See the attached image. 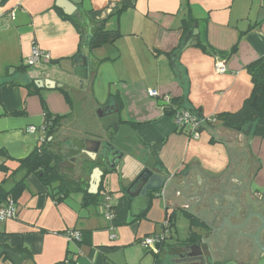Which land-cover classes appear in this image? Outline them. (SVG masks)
Wrapping results in <instances>:
<instances>
[{
	"label": "crops",
	"instance_id": "crops-1",
	"mask_svg": "<svg viewBox=\"0 0 264 264\" xmlns=\"http://www.w3.org/2000/svg\"><path fill=\"white\" fill-rule=\"evenodd\" d=\"M83 16L92 24L83 22ZM188 16L196 22L183 35L180 26ZM101 23L107 30L119 29L121 37L89 52L87 41ZM194 29L196 44L188 45ZM33 46L51 59L31 72L18 69L27 66ZM77 55L86 58L87 78L81 84L84 94L76 101L72 95L80 80L51 61ZM258 59L264 60V0H0V150L21 159L41 143L44 101L51 115L67 116L54 134L53 148L62 157L59 166L86 182L87 192L95 194L103 176L100 180L98 176L93 189L95 172L103 167L92 165L96 157L77 148L74 141L97 140L98 135L86 127L73 129L75 133L66 130L87 119L81 117L79 100L91 96L97 109L107 100L112 107L117 105L121 123L137 141L134 152L125 153L118 162L121 176L115 170L102 181L113 198L116 239H109L108 225L98 222L95 208L81 207L80 195L56 203L29 175L28 189L15 203L16 218L0 222V245L24 247L35 264H128L121 263L115 252L143 235L161 233L168 214L189 212L202 225L191 229L188 222L186 237L175 245L166 240L161 251L155 245L159 264L174 263H167L169 255L191 252L184 247L197 241L208 245L210 264L231 263L234 258L240 264H264V251L254 239L260 229L256 239L264 248V139L252 134L253 126L243 135L217 118L200 129L198 139L186 130L175 132L160 102L147 95L148 90L169 94L202 119L234 113L251 93L246 67ZM217 64L224 66L223 73L216 72ZM31 81L40 95L10 84ZM58 88L66 90L71 105ZM176 106L172 102L171 109ZM145 161L160 171L167 184L158 196L134 203L125 189L145 168ZM3 176L0 172V181ZM11 185L9 181L7 187ZM235 207L241 214L231 221L223 209ZM251 214L258 222L255 229L244 227ZM72 229L91 231L90 245L67 241L63 233ZM191 230L198 240L184 244Z\"/></svg>",
	"mask_w": 264,
	"mask_h": 264
},
{
	"label": "trees",
	"instance_id": "trees-1",
	"mask_svg": "<svg viewBox=\"0 0 264 264\" xmlns=\"http://www.w3.org/2000/svg\"><path fill=\"white\" fill-rule=\"evenodd\" d=\"M121 11L122 9L117 11L115 15L118 16ZM81 20L90 25L92 24V21L87 19L85 16H83ZM195 22L196 20L191 18L190 16L182 19V23L180 26V28L182 29V34L184 35V33L190 32ZM96 25L97 24H95V26ZM120 37L121 33L119 32V29L115 28L107 30L104 28V24L101 23L100 26L95 27L94 31L90 35L87 41V49L89 50V52H92L93 50L98 49L104 45L114 44V42ZM181 45L179 44L177 49H180ZM235 49L236 45L232 50L234 51ZM154 53L160 54V52L158 51H154ZM101 62H103V60L99 61L98 64ZM26 67L28 66L22 65L18 67V69L24 70L26 69ZM246 71L249 74L251 81V93L249 97L244 100L242 106L236 112L219 114L216 115V118L222 122V125L224 127L225 125H229L230 127L246 128L249 124H251L253 126L252 134L255 137L264 139V60L258 59L250 63L246 67ZM10 84L27 89L29 95H40V90L33 83V81L29 83L11 82ZM58 90L63 94L67 103L71 105V99L66 90H64L63 88H58ZM110 98L111 97L109 96V99ZM114 101L117 104L119 103L118 105L120 108L121 103L119 101V98H117V100L114 99ZM172 102H174V104H176L177 106L175 107V109H164L165 116L172 117L175 111L184 109L182 105H180L181 103H179V99L171 101V105ZM107 103H110V101L107 100L105 104ZM41 105L44 111L43 125L46 132V138L44 139V141L37 144L27 156L21 159H12L4 151L0 150V155H2L4 158V162L0 164V172L4 175L2 180L0 181V206L4 203H7V201L9 200L13 201V203L15 204L21 194L26 189H28L27 177L29 175H32L44 187L47 195L50 196L56 203L64 202L68 198H71L73 194H76L81 196L80 205L82 208H95V210H97L98 206L101 203L102 196L104 192H106L103 189V178L106 175L110 174L112 170L108 169L104 164H102L99 159L92 162V165H102L103 167L102 181L97 193L95 194H90L87 192L86 182L80 179H75L72 174L64 172L59 166L62 157L53 147L55 145L54 134L67 116H53L47 110L44 101H41ZM18 113L19 112H15L13 114ZM196 116L197 118L202 119L198 115ZM211 124L212 123L204 120L200 129L205 126H210ZM174 130L175 132L182 133V130H178L176 128ZM49 137L51 139L48 141ZM210 142H215L214 137L211 136ZM19 174H22L20 178L18 177ZM9 181H12V185L8 188L7 185ZM182 214L188 219L189 227L191 229L202 225V223L199 222V220H197L189 212H183ZM176 215V212L167 215L166 221L168 222L169 229H172V227L174 226ZM72 230H76L81 234V238L76 241L79 245H90L91 231H80L77 229ZM197 240V234L191 230L189 237L183 243H192ZM165 243L166 242L164 241L157 244V249L161 251L165 247ZM109 249L110 248H102V251L106 252ZM6 250H10L16 253H23L27 255L28 258H31L30 252L24 247L9 248L8 246L0 245V262L8 260L10 263L15 264L12 258L6 253ZM153 254L155 255L154 264H159V258L157 256L158 253L153 252Z\"/></svg>",
	"mask_w": 264,
	"mask_h": 264
},
{
	"label": "water",
	"instance_id": "water-1",
	"mask_svg": "<svg viewBox=\"0 0 264 264\" xmlns=\"http://www.w3.org/2000/svg\"><path fill=\"white\" fill-rule=\"evenodd\" d=\"M196 34L197 31L196 29H194L192 31L191 42L188 43V45L196 44ZM51 64L58 65L63 71L73 74L80 80V85L87 78V61L85 56L77 55L75 58L67 61L53 60L51 61ZM97 116L101 122L103 129L106 132L105 134H108L109 137H112L110 135L111 133L113 134L111 142H109V139H106L104 143H101L100 140L86 139L75 140L74 143L77 148L82 147V149H84L86 152H89L91 156L96 157V160L99 159L100 162L104 164L108 169L112 171L117 170L119 176H121L120 166L122 164L117 167L118 162L120 163L123 155L131 151L136 146L137 141H135V138L132 142L123 140V135L127 133L125 132V128L127 126L122 125L120 121V114L117 105H114V107H112L111 105L106 104L103 108L98 109ZM251 126L252 125L249 124L247 130H243L241 127H230L229 125H225L226 128L240 132L243 135H248ZM130 132L132 133V136H134L131 129ZM108 152H111V154L108 155ZM95 174V184H93V189L97 187L98 184L96 183V180L98 176L100 180L101 176L103 175V171L98 168ZM166 184V178L160 174V171L158 169L153 168L152 165L145 166V168H143L142 171H140L139 174L134 177L133 181L129 183L128 187L125 189V193L133 198L134 203L137 202L136 200L141 197L149 200V197L152 195L158 196L160 192L164 190ZM223 211L228 213V217L231 221H236L241 214V210L237 207L230 209L224 208ZM251 215L253 216L249 217L244 222V227L255 229L258 225V222L253 220L255 214ZM256 217L258 219H261V217H259L258 215H256ZM256 235L254 238L256 245L259 249L264 251V248L259 244V241H257ZM182 245V243H179L180 248H183ZM184 248L190 249L191 252H188L185 258H180L179 260L175 261L174 264H209L211 254L206 243L197 241L195 244L189 245L188 248L186 246ZM193 249H196L197 252L193 253ZM6 253L12 258L15 264H35L31 258H28L27 255L23 253H16L10 250H6Z\"/></svg>",
	"mask_w": 264,
	"mask_h": 264
},
{
	"label": "built area",
	"instance_id": "built-area-1",
	"mask_svg": "<svg viewBox=\"0 0 264 264\" xmlns=\"http://www.w3.org/2000/svg\"><path fill=\"white\" fill-rule=\"evenodd\" d=\"M11 19L14 17V14H10ZM51 59L50 54L41 50L37 46H33L31 53L29 57L26 59L25 64L27 66H38L40 62H48ZM216 72L223 73L225 71V68L221 64H217L215 67ZM148 97L155 99L160 102L161 108L164 109H170L171 108V101L172 97L169 94H160L156 90H148L147 91ZM173 126L178 130H186L188 134L194 138H199V129L204 122V120L213 123L216 121V117H210L209 119H199L196 115L193 113H190L188 110L185 109H179L173 113V116L171 117ZM30 131H34V128H30ZM41 142L44 141L46 138V132L44 126L41 127ZM51 138H48V141ZM100 212L99 214L103 216V218L108 223V229L110 232L114 231V220H115V207L113 204V198L112 195L108 192H104L102 196V200L100 205L98 206ZM15 216V204L13 201L9 200L7 203H4L0 206V222L12 219ZM164 229L163 232L158 234H152L150 236L145 237L143 240H141L142 245L147 248H151L153 245H157L160 242H164L167 240L165 230L170 232V229L168 227V222L165 221L163 223ZM67 241L73 242L78 241L81 238V234L76 230H67L63 233ZM109 239L112 241L116 239L115 234H111Z\"/></svg>",
	"mask_w": 264,
	"mask_h": 264
},
{
	"label": "rangeland",
	"instance_id": "rangeland-1",
	"mask_svg": "<svg viewBox=\"0 0 264 264\" xmlns=\"http://www.w3.org/2000/svg\"><path fill=\"white\" fill-rule=\"evenodd\" d=\"M41 65V64H40ZM42 67V66H40ZM34 66H28L26 68V70H28V72H31V70L33 71L34 70ZM84 94V90L82 88V86L80 84H78L75 88V92H73V98L77 101V98L79 99L80 96H83ZM91 96L89 97H85L86 99L85 100H82L80 99L79 102L81 104V107H82V113L83 115H81L82 118H87L86 120L84 121H76L75 123H72L71 126H73L72 128L70 126H67L66 127V130L67 131H71L72 133H75L77 131H73V129H76V128H79V129H83V128H92L96 131V135H98L96 138L97 140H103V142L106 140L105 137H104V134L106 133L105 130L102 128V126L99 124V118L97 116V106L95 104H93V101L91 100L90 98ZM92 102V103H91ZM76 113V112H75ZM78 114V113H77ZM89 114V115H88ZM80 117V118H81ZM75 120V117L74 119H72V121ZM68 125H69V122H68ZM220 126V125H219ZM65 130V128H64ZM61 137V134L57 135V138H60ZM131 159H129L130 161ZM78 195L76 194H73L71 196V198H75L77 197ZM92 210V209H91ZM96 212H98V222L100 224H103L105 225H108L107 221L103 218V216H101L99 214L100 210L99 208L96 210ZM16 218V206H15V216L12 218L14 219ZM8 220H11V219H8ZM187 227H188V219L182 214V213H177V216L175 217V226L172 227V229H170V232L167 230H165V234L167 237V242L170 241L171 242V245H175V243L177 242V240L179 239H182V238H185L186 235H187ZM114 229L116 230L117 227L114 226ZM176 230V233L175 234V231ZM164 231V229H162V232ZM160 232V231H158ZM111 234H117V231L114 233V232H110ZM172 234H174V238H172ZM150 236V235H148ZM145 237L147 236H141L139 240L133 242L132 244H129V245H126L124 247H121L120 250L116 251L115 254H117V256L120 257V262L121 263H128V264H152L153 262V252H156L157 250L155 249V245H153L151 248H147V247H144L142 245V242L141 240H143ZM151 249V250H149ZM146 250L149 251V253L145 254ZM174 257V255H169L168 257V260H167V263H169V261L172 260V258ZM238 259H233L231 263H224V264H240L238 263ZM116 262H119L117 259H116ZM220 261H215L214 264H223V263H218Z\"/></svg>",
	"mask_w": 264,
	"mask_h": 264
},
{
	"label": "flooded vegetation",
	"instance_id": "flooded-vegetation-1",
	"mask_svg": "<svg viewBox=\"0 0 264 264\" xmlns=\"http://www.w3.org/2000/svg\"><path fill=\"white\" fill-rule=\"evenodd\" d=\"M105 105H103L102 106V108L104 107ZM110 107V106H109ZM123 125V124H122ZM125 132H127L125 135H123V139H125L127 142H132L133 141V138L129 135V133H130V129L129 128H125ZM112 137H109L108 139H109V142H111V140H112V138H113V134L111 133L110 134ZM136 149V147H134L133 149H132V151L131 152H134V150ZM109 154H111V152H108V155ZM145 165L146 166H148V163H147V161H145ZM195 252H197V250L196 249H193V253H195ZM188 254V251L187 250H178V252L174 255V257L172 258V260L171 261H177V260H179L180 258H185L186 257V255ZM170 264H174V263H170ZM209 264H210V262H209Z\"/></svg>",
	"mask_w": 264,
	"mask_h": 264
}]
</instances>
